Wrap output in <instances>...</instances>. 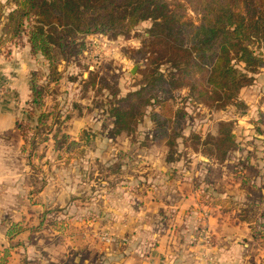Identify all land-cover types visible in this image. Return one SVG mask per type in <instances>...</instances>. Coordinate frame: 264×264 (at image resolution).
Returning <instances> with one entry per match:
<instances>
[{
	"label": "rangeland",
	"instance_id": "obj_1",
	"mask_svg": "<svg viewBox=\"0 0 264 264\" xmlns=\"http://www.w3.org/2000/svg\"><path fill=\"white\" fill-rule=\"evenodd\" d=\"M16 7L12 0H0V35ZM186 21L198 25L200 17L188 9ZM151 26L142 23L130 36L116 40L101 34L87 37L83 55L56 64L58 82L53 81L49 59L41 52L31 53L36 66L31 86L41 91L40 104L35 107L32 99L20 117L32 115L24 121L29 168L23 186L30 191L23 194L13 224L24 231L0 243V264L9 262L8 254H14L12 264H74L73 254L81 261L88 260V254H109L115 241L128 246L129 222L137 219L139 207L184 197L207 205L208 215L250 224L248 252L263 253L264 144L238 143L225 161L209 151L210 137L221 122H231L234 132L242 126L244 103L216 109L190 98L186 89L175 93L173 103L183 118L181 137L172 149L156 133L154 105L132 134H117L109 110L117 99L139 89L143 67L132 60L130 50L141 47ZM7 48L0 51L7 53ZM261 50L264 53V45ZM161 70L166 75L170 71L169 66ZM257 120L264 127V116ZM255 135L264 138V131ZM236 137L245 136L237 131ZM212 204L220 205L218 211ZM102 234H108L111 243L103 242ZM204 234L201 254H211L214 242L208 245ZM19 254H28L30 261Z\"/></svg>",
	"mask_w": 264,
	"mask_h": 264
},
{
	"label": "trees",
	"instance_id": "obj_2",
	"mask_svg": "<svg viewBox=\"0 0 264 264\" xmlns=\"http://www.w3.org/2000/svg\"><path fill=\"white\" fill-rule=\"evenodd\" d=\"M12 1L17 7L2 26L0 48L9 51L26 36L31 52L49 59L54 82L60 80L56 64L83 55L87 37L101 34L116 40L151 22L141 47L130 50L132 60L143 67L140 87L117 99L109 113L117 134H132L147 110L156 106V133L169 149L181 137L183 113L173 103L175 93L186 89L190 98L216 109L242 105L241 90L264 68V0ZM188 9L200 17L198 25L186 21ZM162 66H169L167 75ZM31 89L37 107L41 91ZM30 114L17 122L25 143L24 121ZM210 141V153L222 161L238 146L231 122H221ZM23 231L13 225L8 238Z\"/></svg>",
	"mask_w": 264,
	"mask_h": 264
},
{
	"label": "crops",
	"instance_id": "obj_3",
	"mask_svg": "<svg viewBox=\"0 0 264 264\" xmlns=\"http://www.w3.org/2000/svg\"><path fill=\"white\" fill-rule=\"evenodd\" d=\"M24 39L23 46L17 44L7 53L0 51V243L8 240L9 228L20 215L22 196L30 191L23 186L29 164L17 122L26 114V105L32 100L31 72L36 66L28 40ZM239 99L247 107V113L243 115L242 126L237 128L245 137H237V143L254 141L255 145H263L264 138L257 137L255 132L264 131L262 123L257 124L258 117L264 116V68L255 75L251 86L241 90ZM194 194L198 196L196 191ZM212 205L218 211L220 205ZM206 208L207 205L192 202L191 197L152 206L145 204L138 208L137 219L131 218L129 222L130 239L126 248L115 241L109 254H88L89 259L84 261L73 254L74 264H204L206 257L213 264H264V250L249 254L245 244L251 236L246 234L250 224L245 221L232 224L222 215H208ZM263 221L260 224L264 226ZM203 233H208L214 242L211 254H201ZM22 255L29 260L28 254H19V257ZM62 255L66 259L72 257ZM7 256V264H12L14 254ZM52 257L49 254L51 262Z\"/></svg>",
	"mask_w": 264,
	"mask_h": 264
},
{
	"label": "built area",
	"instance_id": "obj_4",
	"mask_svg": "<svg viewBox=\"0 0 264 264\" xmlns=\"http://www.w3.org/2000/svg\"><path fill=\"white\" fill-rule=\"evenodd\" d=\"M204 239H205V242L210 245L211 242H212V239H211V236L208 234V233H205L204 234ZM101 240L103 242H108V243H111V238L108 234H102V237H101ZM127 242L126 239L123 240V245ZM204 264H213L212 260L210 258H207L206 257V260H205V263Z\"/></svg>",
	"mask_w": 264,
	"mask_h": 264
}]
</instances>
